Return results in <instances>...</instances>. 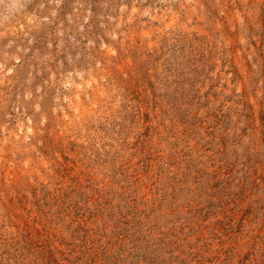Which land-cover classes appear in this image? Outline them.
Masks as SVG:
<instances>
[{"label": "rangeland", "instance_id": "1", "mask_svg": "<svg viewBox=\"0 0 264 264\" xmlns=\"http://www.w3.org/2000/svg\"><path fill=\"white\" fill-rule=\"evenodd\" d=\"M0 264H264V0H0Z\"/></svg>", "mask_w": 264, "mask_h": 264}]
</instances>
